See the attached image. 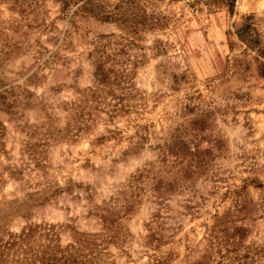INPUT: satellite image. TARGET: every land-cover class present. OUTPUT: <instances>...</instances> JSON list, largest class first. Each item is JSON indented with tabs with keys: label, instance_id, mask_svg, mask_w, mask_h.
I'll use <instances>...</instances> for the list:
<instances>
[{
	"label": "rangeland",
	"instance_id": "obj_1",
	"mask_svg": "<svg viewBox=\"0 0 264 264\" xmlns=\"http://www.w3.org/2000/svg\"><path fill=\"white\" fill-rule=\"evenodd\" d=\"M0 264H264V0H0Z\"/></svg>",
	"mask_w": 264,
	"mask_h": 264
},
{
	"label": "trees",
	"instance_id": "obj_2",
	"mask_svg": "<svg viewBox=\"0 0 264 264\" xmlns=\"http://www.w3.org/2000/svg\"><path fill=\"white\" fill-rule=\"evenodd\" d=\"M51 260L53 261L54 259L52 258Z\"/></svg>",
	"mask_w": 264,
	"mask_h": 264
}]
</instances>
